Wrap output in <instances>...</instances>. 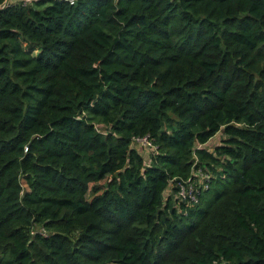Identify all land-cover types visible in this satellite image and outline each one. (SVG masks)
<instances>
[{
	"label": "trees",
	"instance_id": "16d2710c",
	"mask_svg": "<svg viewBox=\"0 0 264 264\" xmlns=\"http://www.w3.org/2000/svg\"><path fill=\"white\" fill-rule=\"evenodd\" d=\"M0 264H264V0H0Z\"/></svg>",
	"mask_w": 264,
	"mask_h": 264
},
{
	"label": "built area",
	"instance_id": "2783aa9c",
	"mask_svg": "<svg viewBox=\"0 0 264 264\" xmlns=\"http://www.w3.org/2000/svg\"><path fill=\"white\" fill-rule=\"evenodd\" d=\"M69 1H73V0H69ZM137 143H139L141 146L146 147L150 150H155V146L152 145V143L150 142V140L148 139L147 136H143V137H136L134 139ZM180 193L185 197L188 196L190 198V200L188 201L189 203H193L196 202V197L194 194V189L191 185H186V187L182 186Z\"/></svg>",
	"mask_w": 264,
	"mask_h": 264
},
{
	"label": "rangeland",
	"instance_id": "374dc122",
	"mask_svg": "<svg viewBox=\"0 0 264 264\" xmlns=\"http://www.w3.org/2000/svg\"><path fill=\"white\" fill-rule=\"evenodd\" d=\"M13 1H17V0H13ZM220 139H221V136H220V134L218 133L215 137H213V138H211L208 142H207V144H205L204 146L207 148V149H209V150H211L213 147H215L216 145H218L219 143H220ZM137 150L142 154V156H144V157H146V154L148 153V151H150V150H148V148H146V147H138L137 148ZM195 180L198 182L199 180H201L202 179V176H203V174L202 173H200V172H196L195 173ZM218 187V186H217ZM216 187V188H217ZM213 191H214V189L213 190H211L210 191V195L213 193Z\"/></svg>",
	"mask_w": 264,
	"mask_h": 264
}]
</instances>
